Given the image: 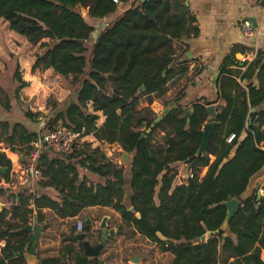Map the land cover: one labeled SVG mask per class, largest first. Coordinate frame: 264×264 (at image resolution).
Segmentation results:
<instances>
[{"label": "trees", "instance_id": "1", "mask_svg": "<svg viewBox=\"0 0 264 264\" xmlns=\"http://www.w3.org/2000/svg\"><path fill=\"white\" fill-rule=\"evenodd\" d=\"M116 1L0 0V20L8 24L9 31L30 44H39L40 52L35 55L31 73L51 70L62 81L70 80V87L75 88L74 100L70 98L64 108L49 100L46 131L60 125L78 134L79 139L93 136L99 143L116 144L132 156V208L128 211L123 203L126 170L117 168L98 147L83 144L75 145L70 154H42L37 167L43 178L50 179L51 188L59 189L60 202L46 196L31 198L36 209H49L44 216L38 213L36 222L41 225L47 219L51 233L61 230L65 240L75 242L73 225L77 221L83 222L82 233L93 236L95 231L92 225L84 224L85 220L100 222L109 217V225L116 229V234L102 249L108 255L107 264H127L130 255H142L141 264H263L259 255L264 249V197L258 199L257 191L249 195L246 192L251 179L264 167V151L259 148L264 144V131L259 132L264 126V98L254 104L260 109L256 119L259 127L246 130V138L240 141L249 113L248 101L258 93L247 82L246 75L240 76V82L246 84L244 88L237 84L241 91L237 105L218 113L219 125L201 157L195 154L207 119L206 105H194L189 117L177 108L150 130L156 116L149 108L138 111L139 99L147 97L150 105L153 98L166 93V84L175 69L171 68L176 61L174 43L192 31L189 23L194 21L184 13L173 12L168 0H135L131 8L98 35L87 59L86 43L94 28L85 17L105 19L129 2ZM179 70L183 73L186 68ZM12 81L17 84L12 97L0 88V115L15 111L19 92L28 86L21 78L18 64ZM179 100L176 98L175 102ZM98 112L104 117L100 128L95 115ZM40 116L23 113V119L30 123ZM156 131L164 134L162 145L152 142ZM231 132L234 138L227 142ZM37 138V133L20 123L0 120V143L13 154L25 158ZM175 163L189 165L193 178L186 184L173 185L176 173L170 166ZM0 165L7 168L2 176L7 180L11 164L3 154ZM204 169L205 176L199 178ZM79 170L82 177L78 176ZM231 199L238 200L240 208L225 228L227 212L221 204ZM28 202L18 196V207L11 212L0 210V224L6 228L5 232L0 231V241H5L0 248L2 260L12 259L15 253L25 264L22 257L30 244L22 229L29 224L32 211L22 213V208ZM136 213L140 219L135 217ZM8 214L11 219L17 217L18 222L3 223ZM56 217L62 222L56 221ZM43 232L44 239L46 231ZM157 233L165 242L157 238Z\"/></svg>", "mask_w": 264, "mask_h": 264}, {"label": "crops", "instance_id": "2", "mask_svg": "<svg viewBox=\"0 0 264 264\" xmlns=\"http://www.w3.org/2000/svg\"><path fill=\"white\" fill-rule=\"evenodd\" d=\"M168 2L173 8V12L184 13L186 18H191L194 21L193 23H189L192 31L185 35L179 42L174 43V48L176 50L175 62L177 63V67L174 69L173 74H171L166 84V93L160 98H153L150 105L147 97L140 98L137 110L141 111L149 108L153 111L155 116H158L165 108L175 103L176 98H180L182 101L178 108L186 113H188L190 109H193V106L196 104L206 106L216 105L218 113L227 109L229 106L233 109L237 105L238 97L241 95V91L237 88V84H240V86L241 84L243 86L246 84V82L241 83L239 77L246 75L248 79L247 82L258 91L252 101H248L249 113L252 109L256 112L250 128H258L259 125L256 119L260 109L254 107V104H258L262 97L264 98V5L258 0H168ZM134 4L135 0H129L127 4L120 5L115 14L105 19L97 20V23L102 26L101 32L108 23L114 21ZM0 21L5 23L7 30L6 32L4 31L5 38L0 37V56H5L6 49H8L10 56L4 57L6 63L8 64L11 60H15L19 68L21 67L22 80L28 84L27 87L19 92V102L32 104L34 107L38 106L39 108L37 111L42 115L50 111V107L46 104L49 98L53 99V102L60 106V108H64L66 104L69 103L70 98H67L70 92L63 86L61 78L54 75L51 70L31 73V67L36 53H34L29 60L22 58L24 54H22L20 48L16 47L15 42L22 40L26 43L28 42L25 38L9 31L8 24L4 20ZM243 21H249L253 29L258 33L249 38L243 36L239 31V24ZM101 32H99L98 35ZM180 59L182 62L178 63ZM237 63H239V65H236ZM243 63H245V65ZM182 67L186 68V71L183 73L179 70ZM2 69L3 65L0 63V70ZM227 72H232V75ZM74 98L75 96L72 95L70 100H74ZM263 102L262 107H264ZM166 103H169V106L165 107ZM19 111V108L16 107L13 113L15 115L21 114ZM32 111L30 112L33 113L34 111ZM249 113L245 121V131L242 133L240 141L247 136L246 130L249 128H247L246 125L249 122ZM95 115L98 117L97 127L100 128L104 123V117L99 112L95 113ZM16 122L25 126L31 132L37 133L39 136L38 130L33 128L30 122L26 120H16ZM206 123L207 119H205L204 124ZM217 124L219 125V123ZM140 130L142 131L144 129ZM263 131L264 126H261L259 132ZM232 134V132L229 133V135ZM163 139L164 134L160 131H156L152 136L153 144L158 142L159 145H162ZM79 140L83 144H91L92 148L98 147L106 158L117 168L126 170V187L123 203L128 211L131 210L130 199L132 197V192L129 187V170L132 156L123 152L116 144L108 145L99 143L93 136H86ZM102 147H104V149H102ZM259 148L264 151V144L261 143ZM0 154H3L11 164L8 179H3L2 176H0V181H9L11 180V175L16 172L18 165L24 158L9 152L2 143H0ZM124 154H126V159L122 162ZM210 160L213 162L214 158L211 157ZM170 167L177 170L175 178H185L183 183L174 184L173 181V185L186 184V177L192 173L189 169V165L175 163ZM206 172L207 169L202 170L199 174V178H203ZM84 175L92 181H98L93 176L88 174ZM78 176H83L81 170H79ZM87 184L89 185V183ZM263 188L264 167L251 179L246 194L249 195L257 191V194L264 197ZM1 190L4 191V193L0 195V210L5 209L11 212L12 208L18 207V196H22L25 200H29L28 206L22 208V213H24L25 210L32 211V215L29 216L28 225H33L37 221L38 213H40V216H44L47 211L49 212L48 207H43L40 210L36 209L30 200L31 198L35 196H46L50 200L52 199L60 202L58 195L59 189L51 188V181L49 178L42 177L38 182H32L28 186L17 187L16 189L0 187V191ZM56 221L62 222L58 217H56ZM2 222L15 224L18 222V219L17 217L11 219V215L8 214L3 218ZM48 224L49 221L47 219L41 223V236L34 257L36 259V264H81V259H87L89 262L94 259H99V264H107L108 255L105 251H101L97 257L89 258L85 256L84 250L77 240L75 242L65 240L61 230L56 233H51ZM91 225L95 233L93 236L85 234L86 241L91 247H96L100 240V233L98 231L99 222L93 221ZM73 226L75 227V225ZM109 227H111V224ZM0 231H6V228L2 224H0ZM43 231H46L44 239L42 237ZM96 234L99 236V238H96L97 240H95V237H98ZM26 240L29 245L31 243V234H26ZM0 243V248L2 249L5 246V241L2 240ZM26 248L24 249L23 259L27 256L28 250ZM19 257L20 256L14 253L12 259L2 260L0 256V262L2 263L3 261V264H19ZM259 257L264 264V249H261ZM142 258V255H130L127 258V264H141ZM23 262L26 264L25 260ZM109 262L110 264H122L113 261Z\"/></svg>", "mask_w": 264, "mask_h": 264}, {"label": "water", "instance_id": "3", "mask_svg": "<svg viewBox=\"0 0 264 264\" xmlns=\"http://www.w3.org/2000/svg\"><path fill=\"white\" fill-rule=\"evenodd\" d=\"M141 1L145 2L146 0H141ZM79 8H80V12L84 14L85 10L80 6ZM181 62L182 60L180 59L178 63H181ZM176 67H177V63L174 62L171 65V68H176ZM168 71L169 69L165 70L164 75H166ZM141 91L143 92V88H141ZM181 102L182 101L179 100L173 103L170 107L165 108L163 112L161 113V115L156 116L155 120L152 122L149 129L150 130L153 129L155 125L161 121L163 116L177 109ZM263 105H264V102H263ZM204 110L207 116V123L204 124L202 127V139H201L200 146L196 151L195 157H201L205 154L206 149L210 142V137L218 125L217 124V116H218L217 106L208 105L204 108ZM192 112H193V109H190L189 112L187 113V117H189L190 113ZM255 115H256V112L254 109H252L249 113V122L246 125L247 128H250L252 119L255 117ZM142 137H145V135H143ZM125 159H126V154L123 155L122 162L125 161ZM6 173H7V168L2 167L0 165V176H4L6 175ZM257 198L259 199L261 198V196L257 194ZM221 205L222 207L226 209V212H227L225 226H224L225 228H227L229 220L239 211L240 203L236 199H231L227 202L222 203ZM136 218L140 219V215L138 213L136 214ZM84 224L87 226L91 225V220L86 219ZM41 227L42 226L40 224H37V222H35L33 225H27L26 227L22 229V232L31 234L30 248L27 251V256L25 257L26 264H36V259L34 257L36 254V247H37V244L41 236ZM98 231L100 233V240L96 247H91L89 245V243L86 241L85 233H82V232L75 233L76 240L81 244L84 250L85 256L89 258L97 257L102 251L103 246L106 243V241L116 234V229L113 227H109V217H103L100 220L99 225H98ZM209 235H211V233H208V236ZM156 236L160 241L165 242V238L161 234L157 233Z\"/></svg>", "mask_w": 264, "mask_h": 264}, {"label": "built area", "instance_id": "4", "mask_svg": "<svg viewBox=\"0 0 264 264\" xmlns=\"http://www.w3.org/2000/svg\"><path fill=\"white\" fill-rule=\"evenodd\" d=\"M258 1L264 5V0ZM113 2L117 3L116 0H113ZM239 31L247 38L258 33L253 29L249 21L241 22L239 24ZM241 86L244 88L242 84ZM233 138V135L229 136L227 142H231ZM78 140V134L65 129L60 125L53 127L49 131L42 132L39 134L38 138L30 144V151L28 155L18 165L16 172L11 175V180H1L0 187L16 189L17 187L28 186L32 182L40 181L42 179V173L37 167L39 157L42 154H51L54 156L70 154ZM192 178L193 175L191 173L186 177V180ZM75 229L77 233H81V230L83 229V222L77 221L75 224Z\"/></svg>", "mask_w": 264, "mask_h": 264}, {"label": "rangeland", "instance_id": "5", "mask_svg": "<svg viewBox=\"0 0 264 264\" xmlns=\"http://www.w3.org/2000/svg\"><path fill=\"white\" fill-rule=\"evenodd\" d=\"M85 21L88 25L92 26L94 28V32L92 33V35L90 36L88 42L86 43V47L88 52L86 53V58L89 59L90 58V50L92 48V44L94 43V40L96 38V36L98 35L99 32H101L102 26L97 23L98 21H94L93 19H89L88 17H85ZM4 31L6 32V25L3 21H0V37L1 38H5L4 35ZM16 47L20 48L22 50V54H24L22 56V58H26L29 60V58H31L34 53H39V44H28L26 43L24 40L19 41V42H15ZM10 56V52L8 49H6L5 52V56H0V63L3 65V69L0 70V88L6 93V95L12 97L13 96V92L17 87V84L14 83L12 81V75L15 69V60H9L8 64L5 61L4 57H9ZM21 68V67H20ZM88 70V67H87ZM21 72V71H20ZM21 76H22V72H21ZM45 79H49V78H45ZM63 86H65L68 90H69V95L68 98H71V96L75 93V88H71L70 87V80L68 81H62ZM49 100H51L53 102V99L49 98ZM49 100H47L46 104L49 106ZM21 104V105H20ZM17 107L19 108V112L21 114L15 115L13 112L10 113H2L0 115V120L1 119H7L10 121V123H16L17 121H25L23 119V113L26 111H32L33 114H39L38 110V106L34 107L32 104H25L24 102H16ZM35 109V110H34ZM50 114V112H45L43 113L42 117H39L36 121H34V123H31V125L33 126V128H35L36 130H38L39 134H41L42 132L46 131V124H47V119L44 118V116H48ZM159 115H161V113H159ZM158 115V116H159ZM45 116V117H46ZM156 145H159L158 142H156ZM77 147H82L83 143L80 142V140H78V142L76 143ZM102 149H104V147H102ZM177 175V170H175L174 168L170 167ZM179 169V168H177ZM174 184H178V183H183L185 181V179H182L181 177L179 178H174ZM177 179V180H176Z\"/></svg>", "mask_w": 264, "mask_h": 264}]
</instances>
